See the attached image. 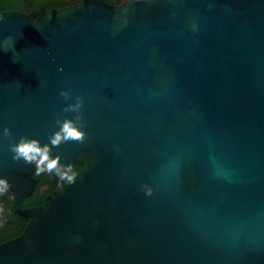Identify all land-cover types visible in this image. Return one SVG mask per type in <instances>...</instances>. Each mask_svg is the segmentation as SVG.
<instances>
[{
	"label": "water",
	"instance_id": "obj_1",
	"mask_svg": "<svg viewBox=\"0 0 264 264\" xmlns=\"http://www.w3.org/2000/svg\"><path fill=\"white\" fill-rule=\"evenodd\" d=\"M6 39L0 177L30 221L0 264H264V0L6 11ZM65 122L83 137L53 145ZM22 137L85 164L25 210Z\"/></svg>",
	"mask_w": 264,
	"mask_h": 264
},
{
	"label": "flooded vegetation",
	"instance_id": "obj_2",
	"mask_svg": "<svg viewBox=\"0 0 264 264\" xmlns=\"http://www.w3.org/2000/svg\"><path fill=\"white\" fill-rule=\"evenodd\" d=\"M19 7L17 9H3L0 12L15 11L25 13L33 19V9L36 5L35 0H17ZM80 0H67L66 4L61 8L71 6L78 3ZM117 6H121L126 0H113ZM56 9V8H54ZM85 164L82 161L77 162L72 168L71 172L77 174L84 168ZM34 177L38 180L36 188L30 196L24 197L20 205L23 210L40 207L45 204L47 196L61 189V186H54L51 176L45 172H39L35 169ZM30 218L25 216L18 210V202L16 197L9 192L0 193V245L20 237L27 227Z\"/></svg>",
	"mask_w": 264,
	"mask_h": 264
},
{
	"label": "clouds",
	"instance_id": "obj_3",
	"mask_svg": "<svg viewBox=\"0 0 264 264\" xmlns=\"http://www.w3.org/2000/svg\"><path fill=\"white\" fill-rule=\"evenodd\" d=\"M10 47L6 39L4 43H0V52H8ZM71 107L78 109L80 102L78 101L75 106ZM3 135H9L8 128H4ZM82 137L83 133L74 127L71 122H65L62 125V132L57 133L51 143L53 145L58 144L62 138L81 139ZM9 150L13 153L14 160H23L25 163L32 164L39 172H46L48 174L55 173L58 182L67 181L71 183L74 179V176L70 174V169L66 168V166L59 165L58 159L51 158L48 146H41L35 140H28L22 137L18 143H11ZM9 188L10 185L7 179L0 177V193L8 191Z\"/></svg>",
	"mask_w": 264,
	"mask_h": 264
},
{
	"label": "trees",
	"instance_id": "obj_4",
	"mask_svg": "<svg viewBox=\"0 0 264 264\" xmlns=\"http://www.w3.org/2000/svg\"><path fill=\"white\" fill-rule=\"evenodd\" d=\"M36 5L33 9L34 16H40L42 13L51 9H60L62 5L66 4L67 0H35ZM17 0H0V8L3 9H17L19 7Z\"/></svg>",
	"mask_w": 264,
	"mask_h": 264
}]
</instances>
